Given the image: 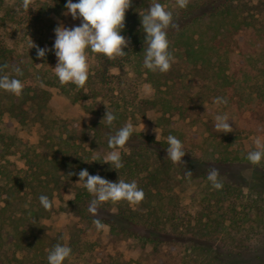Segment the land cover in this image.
<instances>
[{
	"label": "rangeland",
	"instance_id": "rangeland-1",
	"mask_svg": "<svg viewBox=\"0 0 264 264\" xmlns=\"http://www.w3.org/2000/svg\"><path fill=\"white\" fill-rule=\"evenodd\" d=\"M159 1H162L167 9H170L169 7L181 9L176 0ZM76 2L78 0H73V3ZM146 4L145 0L132 2L139 13H143L142 10ZM66 12V8L57 7V0H33V4L27 11L22 8V0H5L0 6V44L10 49L13 58L21 62L23 76L28 85H37L51 92L50 101L43 109L42 115L34 121L19 124L9 119L7 115L2 118L1 125L4 129L7 123H13L12 126L9 125V129L16 133L18 139L16 147L10 150L17 151V154L10 156L7 154L0 158L3 168L13 172L14 175L24 177L27 171L24 154L29 153V158H33V162L38 160L33 149L43 137L48 136V141L55 140L57 135L64 137L67 130L64 131L61 125L67 120H76L83 125L91 126L95 122H101L108 109L117 117L112 124L113 127L120 129L131 122L135 132L153 136L155 140H157L155 130L158 128L159 141H167V137L173 135L171 130L175 122L181 120L178 114L181 107L178 94L182 91H187L189 96L194 97L195 106H201L198 108L200 112L198 119L203 121L213 119L214 123L216 115L226 114L222 108L225 105L215 103L217 97L224 99L228 96L232 97L237 107L234 113L242 112L245 116L255 107L257 109L258 104L264 103L258 95L259 87H264V54L262 52L260 54L259 50L250 51L248 54V59L249 56L251 58L244 71L250 70L249 80L245 78L242 71L237 74L239 80H236L229 89L222 87L223 78L220 77L213 81L207 79L203 83L198 73H195L191 64L192 59L188 57L185 49L177 48L173 44L170 46V51L175 56V62L171 69H174L172 75L177 81L175 79L172 86L163 84L159 90L154 82L158 79L155 74L166 75L169 72L157 71L154 78H150L149 70L143 64L144 58L138 60L132 57L134 60L130 58L131 61H129L126 58L128 55L116 57L117 66L110 67L111 59L106 66L100 55L91 53V74L84 88H78L76 85L67 86L68 93H66L58 87L49 86L45 80L55 75L52 68H55L58 63L54 51L56 37L51 38L50 34L55 35V29L60 25L73 28L82 23L79 19H73L70 14L65 15ZM248 34L250 35V32ZM30 38L40 48L49 49L44 59L38 58L36 48L30 49ZM38 65L41 66L38 67ZM108 66L110 69L106 71L105 68ZM159 80L164 81V79ZM155 99L158 100L156 106L146 104L147 101ZM162 99L178 100L179 107L166 105ZM191 113L192 111L185 112V118L186 121L193 123L194 118ZM236 118L237 116L229 117V124L233 131L226 135L233 139L230 143L226 138L219 147L217 142L209 139L198 143L191 150V162H194L195 169L197 167L201 169L200 161L204 159L212 169L219 170L227 183L229 181L238 183V188L232 190V193L224 186L217 190L208 179L198 177L197 181L188 182L189 184L186 183L173 190H153L152 210L149 212L145 209L140 212L137 221H128L125 224L128 227L127 234L113 233L108 224H105L106 229L97 230L93 221L81 218L73 212L68 203L74 198L76 188L82 185L78 184V181L73 182L71 178L63 179L66 181L65 185L54 193L53 211L42 223L46 226L49 236H57L63 245L72 249V256L64 264H159L154 255L153 245L149 241L150 234L153 235L156 229L158 231L156 234L160 235L157 237L170 243L165 247L173 248L175 258L170 259L168 264H212L208 254L209 248L223 254L222 264H264V257L259 259L254 254L259 238L263 237V235L259 236V232L251 237L244 254L237 255V246H233L230 242L208 240L203 235L198 236L201 234L196 230L208 223L210 231L217 228L218 233L223 235L226 229H232L239 238H244L258 225V222L254 220L257 218L255 205H251V202L254 203L259 196L255 191H250L243 186L245 181L257 175V171L264 172V160L253 169L241 162V158L247 156L250 151L257 150L256 140L264 144V135L257 137L241 132L237 135V125L234 124ZM103 124L108 125L107 122ZM221 138L218 136V141ZM224 149L233 153L231 159L235 158V155L239 158L234 162L220 165L214 159L223 157L226 159L225 156L229 154L221 152ZM123 150L124 148L117 149L120 155ZM111 151L112 149L105 151L103 157ZM163 158L167 159V154L159 158L160 162ZM57 173L59 176L64 175L62 171ZM30 199L31 196L21 198V207L18 204L19 201H14L17 206L15 208L17 216L21 215L20 211ZM122 203L123 208L127 206L125 209L128 213L133 212L128 208L130 204ZM261 203L264 204V201L262 200ZM132 207L142 211L138 205H132ZM117 209L114 208L115 212H118ZM246 213L250 214L247 219L244 217ZM95 215L115 221L111 214H106L99 208ZM173 228L177 229L173 230ZM175 240L177 244L171 246ZM175 246L177 248H174ZM232 251L234 253L228 256V253ZM29 261L27 260L28 263ZM30 263L32 264L31 261Z\"/></svg>",
	"mask_w": 264,
	"mask_h": 264
},
{
	"label": "trees",
	"instance_id": "trees-1",
	"mask_svg": "<svg viewBox=\"0 0 264 264\" xmlns=\"http://www.w3.org/2000/svg\"><path fill=\"white\" fill-rule=\"evenodd\" d=\"M4 2L5 0H0V6ZM145 2L147 4L142 10L143 13H139L135 9L136 6L132 5L126 14L125 28L121 34L129 40L128 48L124 49L129 61L137 58L143 60L144 49L147 48L141 17L147 14L152 3L159 2L162 4V1L159 0H145ZM66 4L67 0H57L58 8H66ZM169 8L168 10L173 13L174 24L168 29L170 46L173 44L177 48L185 49L188 57L192 59L191 64L195 73H198L203 83L207 79L213 81L220 77L223 78L222 87L229 89L236 80H239L237 74L244 71L248 65L251 58L249 56L248 59L250 51L259 50L260 54L261 52L264 54V47L262 48L264 46V0H190L186 8ZM50 36L51 38L55 37L52 33ZM11 53L10 49L0 44V66L7 65L0 72V75L7 74L10 78L20 79L24 83V90L20 96L0 90V158L7 154L8 156L17 154V151L10 150L16 147V141H18L16 133L9 129V125L12 126L13 123H7L6 129H4L1 125L2 118L7 115L9 119L19 124L34 121L42 115L43 109L46 108L51 98L49 90L37 85H28L23 75H16L14 71L16 67L23 69L21 62L14 59ZM100 58L106 66L109 64V58L102 55ZM111 60L110 67H116L117 62L115 60L118 59ZM105 69L108 71L110 68L108 66ZM249 71L243 72L248 80L250 78ZM172 72L174 69H171L169 74L156 75L155 72L149 70V76L154 78L155 74L158 79L154 82L160 90L163 84L165 86L174 85L173 82L176 78ZM159 79H164V81ZM46 81L49 86L58 87L66 93H68L67 86H74V84L61 85L55 75L50 76ZM258 95L264 101L263 86L259 87ZM178 97L181 102L178 113L181 120L175 122L171 132L172 136L177 137L184 145L186 155L183 158V163L174 164L170 159L164 158L160 162L159 158L167 154L166 149L169 146L167 141H157L153 136L134 131L120 155L123 167L116 169L114 166L104 163L103 155L105 151L111 149L108 145L109 136L114 135L119 129L101 122H95L91 126L83 125L76 120L63 122L61 128L64 131L67 130L63 135L64 137L57 135L55 140L50 141H48V136L41 139L33 149V153L36 154L35 157L38 158L36 162H33V158H29V153L23 155L27 167L24 177L14 175L13 172L3 168L0 163V264H31L30 261L32 264H48L49 251L56 244L63 242L57 236H49V233L46 232V226L42 221L51 215L53 207L51 210H45L40 204L39 197L45 195L53 201L54 193L61 190L65 185L66 181L63 179L71 178L70 180L73 182H79L78 175H70V173H79L82 169H87L91 175L98 174L101 177L103 175V178L112 182H117L119 178L126 182L135 181L138 187L144 191L145 199L138 204L142 211L129 205V210H133V212L128 213L125 209L127 206L123 208L122 202L99 204V209L106 214H111V217L114 218L115 221L112 222L110 219L99 218L90 212L89 207L95 197L87 191L82 183V187L76 188L74 198L68 203L73 212L79 217L91 221L99 219L104 224L110 225L113 233L116 232L117 234H127L128 227L125 224L128 221H137L140 212L145 209L149 212L152 210L153 190H173L186 183L189 184L188 182L197 181L198 177L207 179L208 172L212 169L211 165L203 159L199 165L202 166L201 169L200 167L195 169L194 162H191V150L195 148L196 144L208 139L217 142V147L223 144L225 138L229 143L233 139L229 135L217 132L213 119L208 121L198 119V114H200L198 108L201 106H195L194 97L189 96L187 91H182ZM175 99L162 100L166 105H176L178 108L179 103ZM226 100L227 104L222 108L228 117L237 116L234 122L237 125V135L240 132L257 137L264 135V103L258 104L257 109L255 107L250 114L245 116L242 112L234 113L237 107L232 97L228 96ZM157 102L158 100L155 99L147 101L146 104L156 106ZM191 111V116L194 118L193 123L186 121L185 118V112ZM218 136L222 137L219 141ZM202 139L203 141H201ZM224 150L221 152L229 154L225 156L226 159L224 157L214 159L220 165L234 162L239 158L235 155V158L231 159L233 153H230L228 149ZM94 156L96 157L95 161L93 160ZM241 162L253 169L256 167L247 159V156L241 158ZM60 171L64 175L59 176L57 172ZM189 171L191 172L190 176L188 175ZM256 173L257 175L253 176V179L245 181L243 186L250 191H255L259 196V199L254 200V203L251 202V205H255L257 218L254 220L258 222V225L251 230L250 234L245 235L244 238H239V235L233 233L232 229H226L223 235H220L217 228L210 231L208 223L196 230L201 234H197L198 236L203 235L208 240H220L221 243L230 242L233 246H237V255L244 254L248 249L251 237L259 232V236L263 235V237L259 238L254 254L260 259L264 257V204L261 203L262 200L264 201V172L259 173L257 171ZM66 174L68 175L66 176ZM219 179L230 193L239 186L233 181L227 183L221 174ZM2 180L3 182H1ZM27 196H31V199L26 203V206H22L21 215L17 216L15 209L17 206L14 201H19L18 204L21 207L20 199L27 198ZM114 208H118V212H115ZM249 216L250 214L246 213L244 217L247 219ZM176 229L173 228V230ZM156 230L153 235L150 234L149 241L153 245L154 255L159 264H168L170 259L175 258L173 257V248L165 247L166 245L169 246L170 243H166L162 241L161 237H157L160 235L156 234L158 232ZM176 244L177 241L175 240L171 246ZM233 253L234 251L229 252L228 256ZM208 254H210L212 264H222L223 254L214 252L210 248ZM27 260H30L29 263Z\"/></svg>",
	"mask_w": 264,
	"mask_h": 264
},
{
	"label": "clouds",
	"instance_id": "clouds-1",
	"mask_svg": "<svg viewBox=\"0 0 264 264\" xmlns=\"http://www.w3.org/2000/svg\"><path fill=\"white\" fill-rule=\"evenodd\" d=\"M180 8H186L189 0H176ZM33 4V0H22V8L27 11ZM132 6V0H67L65 15L70 14L73 19H79L82 23L73 28H67L63 25L55 29L54 51L58 63L52 68L55 76L61 85L74 84L78 88H84L91 74L90 53L93 55H102L109 59L122 57L126 54L125 48L129 46V40L121 33L125 28L126 14ZM142 28L145 33L147 48L144 49V67L153 72L168 73L175 56L170 51V42L168 39V29L173 27V13L168 10L164 4L154 2L149 7L147 14L141 17ZM30 49L36 48L39 59H44L49 49L40 48L30 38ZM41 65H38V67ZM7 65L0 66V72ZM17 76H22L23 71L16 67L14 69ZM0 90L20 96L24 90V83L17 78H10L9 75H0ZM215 103L227 104L223 97L215 98ZM117 117L113 112L107 109L105 117L101 123L107 122L111 126ZM215 130L219 133H230L233 131L229 124L227 114H218L215 117ZM135 128L131 122L126 123L114 135L109 136L108 145L112 149L104 157V163L114 166L116 169L123 167L122 159L117 149H123L132 137ZM157 141L160 140L158 128ZM168 148L167 159L174 164L183 163L186 155L183 143L175 136L167 137ZM256 149L250 151L247 159L254 165L264 160V144L256 140ZM96 157H93L95 161ZM78 175L79 183L92 194L95 199L91 201L89 211L94 215L97 212L98 205L101 203H119L128 202L130 205H138L145 199L144 191L138 187L135 181L126 182L119 178L117 182L109 181L100 175H91L87 169H82L79 173H70ZM191 175V172H188ZM219 170L211 169L208 172L207 179L212 186L219 190L223 184L219 180ZM41 206L45 210H51L53 201L47 196L39 197ZM97 230L107 228L101 220L93 221ZM72 256V249L67 245L56 244L47 256L48 264H64Z\"/></svg>",
	"mask_w": 264,
	"mask_h": 264
}]
</instances>
